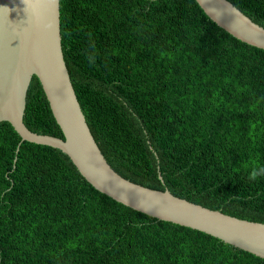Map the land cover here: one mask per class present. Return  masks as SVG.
<instances>
[{"label":"trees","instance_id":"trees-1","mask_svg":"<svg viewBox=\"0 0 264 264\" xmlns=\"http://www.w3.org/2000/svg\"><path fill=\"white\" fill-rule=\"evenodd\" d=\"M228 1L264 28V0ZM60 22L78 101L117 173L264 223V50L195 0H60ZM24 123L64 137L36 76ZM21 141L0 123V264H264L113 200L59 149Z\"/></svg>","mask_w":264,"mask_h":264},{"label":"water","instance_id":"water-1","mask_svg":"<svg viewBox=\"0 0 264 264\" xmlns=\"http://www.w3.org/2000/svg\"><path fill=\"white\" fill-rule=\"evenodd\" d=\"M195 1L228 34L264 50V28L230 1ZM33 76L41 83L63 138L32 132L24 123ZM1 122H9L21 142L62 151L94 189L113 200L158 220L206 233L264 259V223L211 210L169 190L144 187L110 166L87 124L64 59L60 0H0ZM16 162L17 159L14 166ZM159 178L162 180L160 173Z\"/></svg>","mask_w":264,"mask_h":264},{"label":"clouds","instance_id":"clouds-1","mask_svg":"<svg viewBox=\"0 0 264 264\" xmlns=\"http://www.w3.org/2000/svg\"><path fill=\"white\" fill-rule=\"evenodd\" d=\"M257 178V173L254 171L251 176H250V179H253L255 180Z\"/></svg>","mask_w":264,"mask_h":264},{"label":"rangeland","instance_id":"rangeland-1","mask_svg":"<svg viewBox=\"0 0 264 264\" xmlns=\"http://www.w3.org/2000/svg\"><path fill=\"white\" fill-rule=\"evenodd\" d=\"M152 1H155V0H152Z\"/></svg>","mask_w":264,"mask_h":264}]
</instances>
